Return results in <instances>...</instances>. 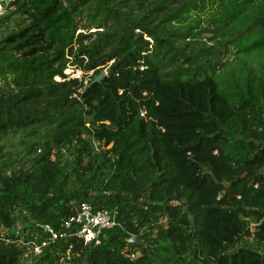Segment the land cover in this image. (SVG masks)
I'll return each instance as SVG.
<instances>
[{
  "label": "trees",
  "instance_id": "1",
  "mask_svg": "<svg viewBox=\"0 0 264 264\" xmlns=\"http://www.w3.org/2000/svg\"><path fill=\"white\" fill-rule=\"evenodd\" d=\"M1 6L0 264H264V0ZM82 203L116 212L98 244Z\"/></svg>",
  "mask_w": 264,
  "mask_h": 264
},
{
  "label": "built area",
  "instance_id": "2",
  "mask_svg": "<svg viewBox=\"0 0 264 264\" xmlns=\"http://www.w3.org/2000/svg\"><path fill=\"white\" fill-rule=\"evenodd\" d=\"M77 210L75 215L65 221L64 226L66 230H71L73 236L81 239L85 245L98 244L100 236L117 225L116 212L105 209L96 210L88 203H82ZM46 229L51 237L46 241H42L41 244H33L30 249L32 254L40 255L43 248L48 246L50 242H54L58 237H64V233H54L49 227H46ZM135 238V236H132L129 241ZM131 257L135 256L132 255Z\"/></svg>",
  "mask_w": 264,
  "mask_h": 264
},
{
  "label": "rangeland",
  "instance_id": "3",
  "mask_svg": "<svg viewBox=\"0 0 264 264\" xmlns=\"http://www.w3.org/2000/svg\"><path fill=\"white\" fill-rule=\"evenodd\" d=\"M1 1L2 0H0V14H2V11H3L2 6H1ZM10 28H12V24L10 25ZM4 31H6V30H4V29L0 30V37L5 33ZM91 31H93V30H91ZM209 36L210 35H208L207 37H209ZM66 74H69L71 77H74V78L83 79L85 83L88 82L92 76L95 77V75H93V73H89V74L85 75L80 70L73 71L72 68L66 70ZM86 96H87V101H85L86 108L89 110H92L94 108V103L99 101V100L101 101L103 95L100 93H89ZM177 117H178V122L180 124H183V125L191 124L190 123L191 122V119H190L191 116H190V113H188V111L183 110V111L179 112L177 114ZM114 123H115L114 121L111 122L110 120H106L104 123H102V125L100 127V135H99V138L101 141L99 143L98 142L95 143L96 148H100L101 147L100 144H102V146L105 145V140L109 138V132L111 130H113V127H115ZM108 147H109V145H108ZM193 158L195 159L196 164L200 163L204 160H211L209 157L204 159L202 157H195L194 156ZM251 243L252 242L250 241V242H247L246 244L242 243V245L245 247H248V246H250Z\"/></svg>",
  "mask_w": 264,
  "mask_h": 264
},
{
  "label": "water",
  "instance_id": "4",
  "mask_svg": "<svg viewBox=\"0 0 264 264\" xmlns=\"http://www.w3.org/2000/svg\"><path fill=\"white\" fill-rule=\"evenodd\" d=\"M103 77H104V74H100V75L97 76L92 82H90L89 86L93 85V84L96 83V82H100V81L102 80ZM137 241H138V239L135 238V239H132V240L130 241V243L134 245Z\"/></svg>",
  "mask_w": 264,
  "mask_h": 264
}]
</instances>
